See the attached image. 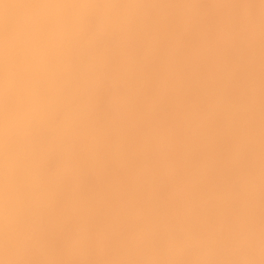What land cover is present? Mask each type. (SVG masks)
Wrapping results in <instances>:
<instances>
[{
  "label": "snow or ice",
  "instance_id": "6c2138e0",
  "mask_svg": "<svg viewBox=\"0 0 264 264\" xmlns=\"http://www.w3.org/2000/svg\"><path fill=\"white\" fill-rule=\"evenodd\" d=\"M0 80L5 230L54 250L6 264H256L147 249L257 228L264 264V0H0Z\"/></svg>",
  "mask_w": 264,
  "mask_h": 264
},
{
  "label": "clouds",
  "instance_id": "9594fccd",
  "mask_svg": "<svg viewBox=\"0 0 264 264\" xmlns=\"http://www.w3.org/2000/svg\"><path fill=\"white\" fill-rule=\"evenodd\" d=\"M163 3L166 0H159ZM178 3L193 4L198 0H176ZM212 3L221 4H240L246 0H210ZM258 5L259 0H255ZM101 14H143V15H165L169 11L165 8L120 10V9H100L92 10ZM176 15L181 17L200 16L201 10L193 7L177 8L174 10ZM216 15L227 20L224 31L231 41L238 42L242 39L246 30L244 19L255 15L259 16V8L242 9L239 7L217 8L214 10ZM2 107H3V86L0 80V264H6L7 261L25 258L32 253H38L41 257H47L54 254V250L49 249L44 242L34 241L33 248H24L19 245L14 246L6 233L4 226V205H3V130H2ZM68 251H72L75 240L70 233L63 237ZM148 243L152 245L147 251L153 254H159L167 251L161 245H171L179 255L196 259H232V260H254L259 264L261 259V242L259 229L254 235L245 232H237L225 239H214L211 243L201 241L199 238H186L179 234L177 230L170 231L166 236H153ZM99 253H103V248H97ZM113 256L119 258L120 249H114Z\"/></svg>",
  "mask_w": 264,
  "mask_h": 264
}]
</instances>
